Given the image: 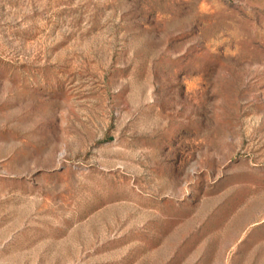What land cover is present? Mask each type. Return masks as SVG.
Returning <instances> with one entry per match:
<instances>
[{
    "label": "rangeland",
    "instance_id": "obj_1",
    "mask_svg": "<svg viewBox=\"0 0 264 264\" xmlns=\"http://www.w3.org/2000/svg\"><path fill=\"white\" fill-rule=\"evenodd\" d=\"M0 264H264V0H0Z\"/></svg>",
    "mask_w": 264,
    "mask_h": 264
}]
</instances>
